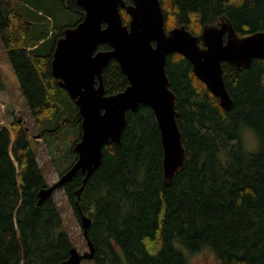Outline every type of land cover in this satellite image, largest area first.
I'll list each match as a JSON object with an SVG mask.
<instances>
[{"label":"trees","instance_id":"trees-1","mask_svg":"<svg viewBox=\"0 0 264 264\" xmlns=\"http://www.w3.org/2000/svg\"><path fill=\"white\" fill-rule=\"evenodd\" d=\"M45 1L0 0V36L38 136L47 142L74 138L65 154L74 159L62 175L78 158L74 144L82 135V116L54 76L52 61L58 38L84 18L85 10L77 0H57L62 9L79 16L72 24L57 26V16ZM161 2L167 30L185 25L201 36L204 26L218 24L221 16L242 36L264 30V0ZM120 10L129 24L131 15ZM200 43L204 45L202 38ZM110 48L109 43L98 46ZM167 74L187 152L173 182H165L154 110L141 105L127 112L122 143L105 145L102 163L82 192L77 193L84 184L81 171L61 187L79 219L81 211L92 218L93 259L96 264H189L176 244L181 242L192 252L212 247L221 264H264V58L247 67L223 62L234 99L230 109L221 105L184 54L168 55ZM103 76L109 94L129 84L116 59ZM244 125L258 136L256 151L243 143ZM49 185L25 119L8 89L0 88V264H61L70 256L75 245L54 194L39 203L40 190Z\"/></svg>","mask_w":264,"mask_h":264},{"label":"water","instance_id":"water-1","mask_svg":"<svg viewBox=\"0 0 264 264\" xmlns=\"http://www.w3.org/2000/svg\"><path fill=\"white\" fill-rule=\"evenodd\" d=\"M77 1L85 16L77 25L65 28L57 40L52 66L54 76L75 99L82 116V135L74 144L78 158L56 182L40 190L39 203L79 171L85 173L84 184L77 190L80 194L101 165L105 145L122 143L127 112L141 105L150 106L156 115L164 147L165 182L171 184L185 165L187 152L178 122L177 97L167 74L168 55L184 54L221 105L230 109L234 99L225 82L223 62L247 67L254 59L264 58V30L242 36L227 16H221L219 24H206L199 36L185 25L167 30L161 0ZM120 7L131 15L129 24L124 22ZM103 43L111 48L98 49ZM112 59L119 62L129 84L109 94L103 74ZM80 222L89 249L82 252L73 246L61 264H83L95 256L96 245L89 236L92 218L81 211Z\"/></svg>","mask_w":264,"mask_h":264},{"label":"rangeland","instance_id":"rangeland-1","mask_svg":"<svg viewBox=\"0 0 264 264\" xmlns=\"http://www.w3.org/2000/svg\"><path fill=\"white\" fill-rule=\"evenodd\" d=\"M28 4H39L41 0H26ZM53 0V2L47 0L44 3L49 4L55 12L56 25L59 26L65 21L67 23H74L78 20L79 16L67 9H62L61 5ZM35 2V3H34ZM38 10V8L33 7ZM45 12V11H44ZM0 88H6L10 92L13 102L20 112L21 116L25 119L27 126L29 127L31 143L34 152L40 161L43 172L49 182L52 185L56 182L62 170L66 169L68 164L74 159L71 154H66V149L73 143L71 138H67L66 141L62 139L51 140V142L44 141L40 134V130L36 124L35 116L28 102L26 95L23 92L20 81L17 74L12 67L9 53L3 43L0 36ZM58 137H51L55 139ZM243 143L248 150L256 151L259 147V139L253 128L250 126H243L242 133ZM66 156V157H65ZM64 161V162H63ZM54 197L58 202L59 208L62 213V217L65 221V226L69 230L72 236L74 245L80 251H86L89 249L88 242L84 236V231L77 216L74 205L69 200V196L64 188H57L54 191ZM178 248L183 251L189 264H221L217 256L216 251L210 246H204L199 252H192L181 242L176 243ZM83 264H96L94 259L83 260Z\"/></svg>","mask_w":264,"mask_h":264},{"label":"bare ground","instance_id":"bare-ground-1","mask_svg":"<svg viewBox=\"0 0 264 264\" xmlns=\"http://www.w3.org/2000/svg\"><path fill=\"white\" fill-rule=\"evenodd\" d=\"M218 24H219V23H218ZM61 37H62V36H61ZM59 38H60V37H59ZM59 38H58V39H59ZM56 43H57V42H56ZM55 47H56V45H55ZM163 160H164V159H163ZM163 162H164V161H163ZM81 210H82V209H81ZM83 212H84V211H83Z\"/></svg>","mask_w":264,"mask_h":264}]
</instances>
